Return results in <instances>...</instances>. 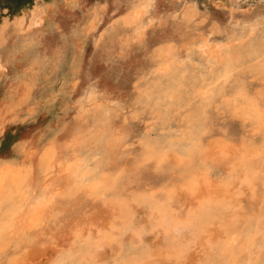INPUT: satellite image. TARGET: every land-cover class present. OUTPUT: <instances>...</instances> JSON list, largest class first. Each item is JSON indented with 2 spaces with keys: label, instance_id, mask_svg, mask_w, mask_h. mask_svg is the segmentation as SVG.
Here are the masks:
<instances>
[{
  "label": "bare ground",
  "instance_id": "1",
  "mask_svg": "<svg viewBox=\"0 0 264 264\" xmlns=\"http://www.w3.org/2000/svg\"><path fill=\"white\" fill-rule=\"evenodd\" d=\"M148 9L139 4L126 15L136 37ZM37 23L33 15L29 24ZM192 53L204 58L201 68ZM179 55L158 62L134 114L152 109L164 121L196 99L197 114L180 133L129 148L113 128L120 108L96 104L90 93L80 110L95 130L74 133L64 175L29 180V172L0 168V253L13 249L9 264H264V34L205 37L188 49L189 60ZM248 70L262 80L254 92L243 82ZM222 108L240 121L238 135L203 124ZM88 141L115 147L109 173L101 162L90 167ZM57 204L71 222L46 239L35 228L56 217Z\"/></svg>",
  "mask_w": 264,
  "mask_h": 264
},
{
  "label": "rangeland",
  "instance_id": "2",
  "mask_svg": "<svg viewBox=\"0 0 264 264\" xmlns=\"http://www.w3.org/2000/svg\"><path fill=\"white\" fill-rule=\"evenodd\" d=\"M234 1L0 0V21L8 19L0 30V168L29 172V180L41 174L48 181L64 175L75 153L74 133L95 130L92 116L80 110L90 93L96 104L112 111L120 108L113 128L126 136L129 148L180 133L184 120L197 114L196 99L174 109L164 121L155 110L138 116L134 110L167 52L187 58L188 49L205 37L226 42L232 34L245 40L264 34V0H238L240 6ZM139 4L149 9L146 27L136 37L126 15ZM33 15L38 23L30 26ZM189 58L198 68L204 64L199 53ZM242 78L252 92L261 87L262 80L249 70ZM212 116L203 121L207 128L223 127L229 135H238L240 121L227 109H215ZM114 148L88 141L82 153L91 168L101 162L109 173ZM117 160L115 165H121ZM56 206V217L35 228L46 239L71 222L63 219L64 207ZM12 251L5 252L7 257L0 253V264H9Z\"/></svg>",
  "mask_w": 264,
  "mask_h": 264
}]
</instances>
